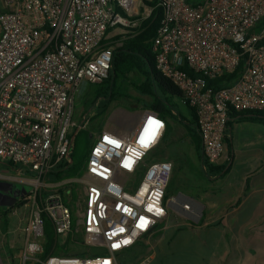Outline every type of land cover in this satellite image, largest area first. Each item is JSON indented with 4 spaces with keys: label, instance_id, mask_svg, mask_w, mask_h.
<instances>
[{
    "label": "built area",
    "instance_id": "1",
    "mask_svg": "<svg viewBox=\"0 0 264 264\" xmlns=\"http://www.w3.org/2000/svg\"><path fill=\"white\" fill-rule=\"evenodd\" d=\"M153 7L162 15L151 39L154 66L195 110L203 170L224 155L230 112L264 110V0H0V161L33 177L25 194L33 208L29 250L41 249L43 212L56 236L80 227L83 244L103 252L49 255L38 264H117L115 255L148 234L169 207L192 218L202 212L187 195L166 197L171 160L145 161L166 127L152 109L126 134L93 135L74 227L61 192L38 183L69 160L79 127L72 119L75 97L111 67L114 46L106 30L135 27ZM225 75L223 86H207ZM98 101L83 119L94 116ZM27 259L24 253L17 264Z\"/></svg>",
    "mask_w": 264,
    "mask_h": 264
},
{
    "label": "crops",
    "instance_id": "2",
    "mask_svg": "<svg viewBox=\"0 0 264 264\" xmlns=\"http://www.w3.org/2000/svg\"><path fill=\"white\" fill-rule=\"evenodd\" d=\"M112 29L106 34L108 41L114 36ZM179 101L182 103L181 99ZM146 109L150 108L143 107L141 112ZM180 112L188 118L186 110ZM172 114L178 117L175 111ZM165 123L170 127L169 133H174L178 126L183 127L172 119ZM102 130L126 134L111 126H103ZM164 132L165 137L167 130ZM225 134L224 161L217 164L226 165V170L206 174L211 183L199 186L203 196L209 192L204 202H199L202 204L200 216L192 218L168 211L146 238L140 239L149 259L157 254H171L182 247L191 257L186 264H264V124L231 121ZM169 142L173 140L167 139ZM197 159L201 162L202 154H197ZM222 190L226 194L214 199ZM229 238L233 239L232 246H221V242Z\"/></svg>",
    "mask_w": 264,
    "mask_h": 264
},
{
    "label": "trees",
    "instance_id": "3",
    "mask_svg": "<svg viewBox=\"0 0 264 264\" xmlns=\"http://www.w3.org/2000/svg\"><path fill=\"white\" fill-rule=\"evenodd\" d=\"M160 7H153L150 14L136 27L127 26V32L111 37L114 46L111 57V67L107 72L106 77L97 82L87 83L83 87L84 94L88 91L86 101L90 107L95 101H98L97 110L93 119L102 116L108 109L109 104L118 99H124L128 102L136 101L142 107L155 110L165 120L172 119L183 125L187 136L193 144L197 154L200 156L201 144L198 133V125L195 110L189 107L186 103L185 110L190 118L182 115L179 108V100L181 94L178 89L164 76H162L154 66L153 55L151 52V39L154 37L156 29L161 20ZM132 17L130 20H134ZM112 28L106 30V34ZM229 76H221L216 79L207 80V86L219 88L223 86ZM128 82L136 89L140 97H134L127 92ZM175 111L178 117L172 114ZM85 113V112H84ZM82 113V115L84 114ZM74 115V111H73ZM227 128L230 127L231 121H253L264 124V110H243L239 112H230L228 114ZM167 134L170 131L168 123H166L165 131ZM165 133V132H164ZM163 133V139L164 137ZM227 136L225 134L224 141L226 145ZM93 143V134L87 129L75 127L72 135V145L69 150V160L59 163L49 173L53 175L55 180L63 178L80 176L85 170L86 158ZM228 145V144H227ZM157 157L162 159L163 150L159 149ZM203 165V159L201 160ZM0 164L7 165L12 168H17L11 163L1 162ZM226 165H208L204 171L205 174L210 172H223L226 170ZM31 174V172L26 171ZM70 187H64L67 189ZM64 189L61 191L62 200L65 205L69 206V202L64 198ZM168 197V188L167 196ZM39 199V195L37 197ZM71 208V207H70ZM8 210H0L4 216ZM73 215L72 226L74 227L75 217L74 210L71 208ZM42 221V237L41 251L39 258L45 259L49 255L56 256H84L103 254L96 248H91L83 244L82 233H69L60 245L58 244L57 236L53 229V224L47 215L40 213ZM4 223H7V218L4 217ZM132 246L124 251L117 253V264H125L124 254L128 253Z\"/></svg>",
    "mask_w": 264,
    "mask_h": 264
},
{
    "label": "rangeland",
    "instance_id": "4",
    "mask_svg": "<svg viewBox=\"0 0 264 264\" xmlns=\"http://www.w3.org/2000/svg\"><path fill=\"white\" fill-rule=\"evenodd\" d=\"M111 32V35H118L126 33L127 30L125 27L116 26ZM85 86H87V83ZM127 92L134 97H140L130 82H128L127 85ZM87 95L88 91L84 94L82 90L74 99V115L72 119L76 123V126L87 129L94 135L101 132L103 126L115 127L124 133H128L138 124L141 117V115L139 117V113L143 107L137 104L136 101L128 102L123 98L112 101L107 111L102 116H98L94 119H83L82 113H86L89 108V103L86 101ZM179 104L180 110L185 111V105L183 103ZM187 117L190 118L189 115H187ZM167 139H170V141L173 140V143L169 142L168 144ZM159 149L163 150V159H170L173 161L172 177L168 185V197L176 196L178 192H182L198 202H204V197L209 195V192H207L206 196H203L199 186H208L211 182L207 179L206 174L201 168V162L197 159L196 150L187 136L184 127L178 126L174 133H168L164 139L162 136L155 148L146 155L145 161L150 162L160 158L156 155ZM225 152L226 148H224V155ZM224 155L218 159V163L224 161ZM81 176L82 174L76 177L55 180L53 175L49 174L43 179H39L38 183H44L51 187L53 186L59 191H62L64 187H70L64 189L63 196L74 210V216L77 217L82 209L84 199V183L82 182ZM31 179H33L32 175L26 173V171L19 167L12 168L0 164V180L31 186L29 184L34 183ZM42 188L45 187L42 186ZM223 194H226L224 190L217 192L214 195V199L217 200L222 198ZM7 210L8 212L5 216L0 213V255L3 263L17 264L19 257L25 253L26 256L29 257L26 264H38L41 260L39 258L41 249L30 251L26 240L28 225L32 219L31 215L33 208L31 201L24 195L23 199L16 206ZM169 213L179 212L169 207ZM4 217L7 218L6 224L4 223ZM73 232L82 233L80 227H77L69 233ZM68 234L57 236L59 245L64 242ZM145 238L146 235L142 237V240ZM36 242L41 247V238L36 240ZM232 243L233 239L229 238L226 239V241H222L221 246L230 247ZM145 248L146 246L143 245L140 240L137 241L130 251L124 254L123 259L126 260L125 264H186L190 262L191 259V257L185 253L184 248L181 247L171 254H168V252H166V254H157L155 258L148 259L147 261L146 257L148 253ZM143 261H145V263H142Z\"/></svg>",
    "mask_w": 264,
    "mask_h": 264
},
{
    "label": "flooded vegetation",
    "instance_id": "5",
    "mask_svg": "<svg viewBox=\"0 0 264 264\" xmlns=\"http://www.w3.org/2000/svg\"><path fill=\"white\" fill-rule=\"evenodd\" d=\"M11 186L10 187H5V190L9 191V196L5 195L0 191V202H10L12 201V196L17 195L16 199L13 201L11 205H0V210H7V209H12L14 206H16L24 197L26 194V185L19 184V183H14L10 182Z\"/></svg>",
    "mask_w": 264,
    "mask_h": 264
},
{
    "label": "water",
    "instance_id": "6",
    "mask_svg": "<svg viewBox=\"0 0 264 264\" xmlns=\"http://www.w3.org/2000/svg\"><path fill=\"white\" fill-rule=\"evenodd\" d=\"M4 186L5 187H10L11 186V183H10V181H7V180H0V191L2 192V193H4L5 195H8L9 196V191L7 190H5V188H4ZM26 187V192L29 190V186L28 185H26L25 186ZM16 197H17V195H13L12 196V201H10V202H0V205H11L12 203H13V201L16 199Z\"/></svg>",
    "mask_w": 264,
    "mask_h": 264
},
{
    "label": "snow or ice",
    "instance_id": "7",
    "mask_svg": "<svg viewBox=\"0 0 264 264\" xmlns=\"http://www.w3.org/2000/svg\"><path fill=\"white\" fill-rule=\"evenodd\" d=\"M152 123H153L157 128L160 127V125H159L157 122L152 121ZM114 247H119V244L114 245Z\"/></svg>",
    "mask_w": 264,
    "mask_h": 264
}]
</instances>
